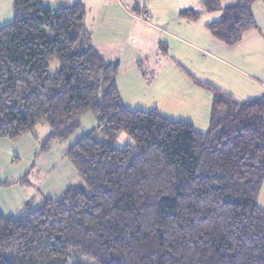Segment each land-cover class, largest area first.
I'll return each mask as SVG.
<instances>
[{
    "label": "trees",
    "instance_id": "16d2710c",
    "mask_svg": "<svg viewBox=\"0 0 264 264\" xmlns=\"http://www.w3.org/2000/svg\"><path fill=\"white\" fill-rule=\"evenodd\" d=\"M45 1L14 0L12 21L0 26V138L46 124L45 152L70 138L83 114L97 125L65 149L81 182L18 215L0 208V264H69L74 249L97 264H264V95L239 99L201 82L213 94L206 131L157 108H127L120 61L92 46L85 3ZM221 1L203 0L221 11L208 27L233 46L258 27L257 0ZM134 8L142 11L139 0ZM122 131L134 142L117 145Z\"/></svg>",
    "mask_w": 264,
    "mask_h": 264
},
{
    "label": "crops",
    "instance_id": "0c3cea01",
    "mask_svg": "<svg viewBox=\"0 0 264 264\" xmlns=\"http://www.w3.org/2000/svg\"><path fill=\"white\" fill-rule=\"evenodd\" d=\"M76 1H82L86 5L84 25L91 32L92 46L105 59L120 61L119 72L122 74L117 75V83L125 107L145 110L157 108L167 117L188 120L199 130H208L213 94L201 82L212 84L228 93L231 91H227V86L219 79L208 76L213 63L212 58L221 60L208 51L221 50L224 44L212 35L208 27V23L218 18L212 16L213 19L206 17V20H202V15L208 13L203 0H201L202 7H199L198 0H139L142 7L140 11L146 14L145 17L140 15V11L135 10L136 0H46L45 2L55 9L59 5L72 4ZM233 2L231 0L222 6ZM263 6L264 0H257L253 6L258 26L260 13L264 10ZM187 8L199 11L201 15L197 19L182 18L180 12ZM14 12V0H0V26L11 22ZM256 33L253 34L248 30L244 39L238 44L247 45L249 41H258L264 37L262 29ZM174 39L198 49L200 64L196 70L188 69L191 59L182 63L179 61L180 54L173 49L171 43ZM193 42L199 43L196 45ZM148 74H153L154 79ZM166 104H182L187 106L189 112L187 115L178 113L176 115L178 117H174L173 113L163 109ZM81 123V130H77L78 133L67 141L68 146L94 128L97 121L91 113H86L81 117ZM27 137L28 134L16 141L0 138V181H15L21 178L23 174L21 169L26 170L29 166L33 150L38 144L34 138L33 142L29 143ZM67 147L56 143L51 151L44 153L39 159V165L49 173V178L42 182L41 194L53 198L61 194L73 178L76 179L77 169L65 155ZM19 155L23 157V161L26 160L21 169L19 163H14L15 159H19ZM42 197L32 195L29 188L18 183L0 185V208L6 215H18L27 202L38 203ZM258 204L264 209V181Z\"/></svg>",
    "mask_w": 264,
    "mask_h": 264
},
{
    "label": "rangeland",
    "instance_id": "374dc122",
    "mask_svg": "<svg viewBox=\"0 0 264 264\" xmlns=\"http://www.w3.org/2000/svg\"><path fill=\"white\" fill-rule=\"evenodd\" d=\"M230 1L231 0H222L221 5L225 4L226 2H230ZM198 5L199 7L203 6V3L201 0H198ZM260 14H261L260 21H259L260 25L258 26V29L257 28L250 29V31H252L253 34H257L256 32H259L261 29L264 31V10H262ZM212 16L215 18H219L221 16V11H216V12H211V13L206 12L205 15H202V18H203L202 20H206V17L212 18ZM209 37L214 39V37L211 35H209ZM199 42H196V43L193 42V43L198 45ZM171 43H172L173 49L178 54H180L178 55L180 57L179 61L182 63V62L188 61V59H191L190 61L192 62L188 63V64H191L190 68L188 69L190 71L196 70L200 64L199 63L200 57H199L198 49L193 46L184 44L175 39L172 40ZM247 43H248L247 45L246 44H237L233 46L222 45L221 50L210 49L208 51L211 54L217 55L218 58L221 59V60H217L215 58H212L213 63H212V66L210 67L211 70L209 71L208 76L217 78L220 81H222L227 86V89H228L227 91H231L229 93H231L232 95H234L235 97L239 99H247V98L250 99V98L259 97V96L264 95V37H262V39H259L258 41H252V42L249 41ZM206 44H208V41H206ZM209 60H211V57H209ZM223 60H226V62H223ZM59 66L60 64L57 60L52 61L50 64V71L55 72L57 69H59ZM145 69L146 71H148L147 68ZM181 69L184 70V68L182 67ZM120 74H122V72L118 73V75ZM148 75L149 77L154 79V76H152L153 74H148ZM186 79L191 80V78L190 79L186 78ZM163 109L168 112L173 113L175 115L174 117H178L176 116L178 115V113H180V115H187L189 112V110H187V106H184L182 104L180 105L166 104L165 106H163ZM87 113H91V112L89 111ZM92 116L97 121V118L95 117V115L92 114ZM168 117L172 118L171 116H168ZM172 119L178 120V118H172ZM84 126L85 125H83V127ZM81 128H82V123H80V126L77 128V130L79 131L81 130ZM50 129L51 128L48 125H43V126L38 125L36 128V133L35 132L27 133L29 135V137H27L30 140L29 143H32L33 138H34L37 141L38 147H36V149L33 150V155L31 157L29 166H27L26 170L21 169L22 166H24L26 163V160L23 161V157L21 155H19V157L17 156L19 159L14 160L15 164L17 163L20 164L19 168L21 169L23 176L21 175V178L16 179L15 181H13V183H18L22 186L29 188L32 195H35V196L41 195L42 197L43 195V196L49 197L48 195L41 194L42 182H45L46 179L49 178V173L46 172L45 169L39 165V159L44 155V153L51 151L55 147L56 143H59V145H64V147H67L68 146L67 141H69L70 138H73L75 134L78 133L77 131L76 133L71 135L70 138L65 140L63 143H60V141L55 142L51 146V148L49 150H46L45 152L40 151V141L42 137L50 131ZM25 135L19 138L21 139L25 137ZM19 138L14 139L13 141L18 140ZM128 142L132 143L134 141L132 140V138L130 137V135H128L126 131H122L116 140V144L119 146H123L124 144ZM77 174L78 175L76 176V179L74 180L73 178L66 186L74 184V183H79L82 181V178L79 175L78 171H77ZM26 178L28 179L25 181ZM27 183L28 184L30 183V184L27 185ZM59 195L60 194H58L57 196H54L53 198L58 197ZM78 254L80 255L78 249H74L72 251V257L69 260V264H77V263L97 264V262L94 259L86 257V256H82V255L78 256Z\"/></svg>",
    "mask_w": 264,
    "mask_h": 264
},
{
    "label": "built area",
    "instance_id": "2783aa9c",
    "mask_svg": "<svg viewBox=\"0 0 264 264\" xmlns=\"http://www.w3.org/2000/svg\"><path fill=\"white\" fill-rule=\"evenodd\" d=\"M140 15H141L142 17H145V16H146V14H145V13H141Z\"/></svg>",
    "mask_w": 264,
    "mask_h": 264
}]
</instances>
